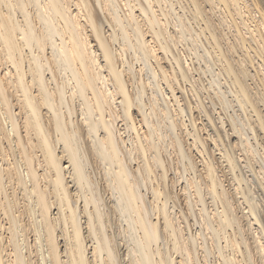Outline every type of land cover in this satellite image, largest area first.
Instances as JSON below:
<instances>
[{"label":"bare ground","instance_id":"6f19581e","mask_svg":"<svg viewBox=\"0 0 264 264\" xmlns=\"http://www.w3.org/2000/svg\"><path fill=\"white\" fill-rule=\"evenodd\" d=\"M261 106L264 0H0V264H264Z\"/></svg>","mask_w":264,"mask_h":264},{"label":"rangeland","instance_id":"374dc122","mask_svg":"<svg viewBox=\"0 0 264 264\" xmlns=\"http://www.w3.org/2000/svg\"><path fill=\"white\" fill-rule=\"evenodd\" d=\"M194 25H196V24L194 23ZM196 28H197V26H196ZM204 41H205V40H204ZM205 42H206V41H205ZM206 44H208V43L206 42ZM201 49H203V48H201ZM211 52H213V51L211 50ZM213 54H214V52H213ZM231 54H232L231 56H232L233 58H238V57L236 56L237 54H236L235 52H234V53H231ZM233 54H234L235 56H234ZM212 56H214L212 59L215 58V60H213V61H215V62L212 61L211 57H210L211 60H210L209 57H208L209 61H212V62L214 63L213 66H212V64H210V62H209V65L212 66V67L215 69L216 72H219V69H222V67H223L222 64H221L222 67H220V64H219V63H221V60H217L218 58L215 57V56H216L215 54L212 55ZM232 57H230V58H232ZM231 60H232V59H231ZM254 60H255V61H254V64H256V65H254V66H255V67H258L259 64H257V63H260V61H259L257 58H255ZM256 60H257V62H256ZM194 61H196V58H195ZM217 62H219V63H217ZM255 62H256V63H255ZM196 63H197V62H196ZM202 65H203V68H205V67H204L205 64H203V62H202ZM214 65H215V66L217 65V66L214 67ZM196 66H198V63H197ZM218 66H219L220 68H218ZM216 68H217L218 70H217ZM253 68H254V67L251 66L250 70H252V73H253V72L255 73V71H256L255 69H256V68H254V69H253ZM205 69H206V68H205ZM222 70H223V69H222ZM222 70H221V71H222ZM202 73H203V72H201L202 77H204V76H206V75H207V77H209V78H205V77H204L203 80L205 79V81H204L205 84H207V87L210 88L211 81H212V79H213V77H212L213 74H211L209 71H208L207 74L205 73V75H203ZM211 77H212V79H211ZM220 78H221V80H222V84L224 83V84H223L224 86L222 85V88H221V89H222V90H223V89H224V90H226V89L228 90L227 86L229 87V85H228L227 83H225V82H227V81H226V80L224 81L225 78H224L223 76H219V79H220ZM207 79H208V80H207ZM209 79H210V80H209ZM207 81H208V82H207ZM223 81H224V82H223ZM208 84H209V85H208ZM225 86H226V87H225ZM224 87H225V88H224ZM209 91H210L211 95H212L214 98L217 97V95L214 93V91H213L212 88H211V90L209 89ZM211 91H212V92H211ZM167 92H168V91H167ZM206 92H207V91H206ZM180 94H181V93H179V95H180ZM206 94H208V93H206ZM207 96H208V95H207ZM228 97H229V100H230V99L232 98V95L229 96V94H228ZM230 97H231V98H230ZM233 97H234V96H233ZM215 99H217V98H215ZM233 100H236V99H235V98H234V99L232 98L231 101H233ZM207 101H210L209 98L207 99ZM235 102H236V101L233 102V107L235 108V111H236L237 113H240V109H239L240 106H239L237 103H235ZM231 103H232V102H231ZM237 107H238L239 111H238ZM262 107H263V108H262ZM234 108H232V109L234 110ZM260 108H262V110L264 111V106H261ZM220 109H221V110H220ZM220 109H219L220 111H223L222 108H220ZM228 110H231V109H228ZM233 110H231V111L233 112ZM197 113H198V112H197ZM197 113L195 112V115H197ZM223 113H224V111H223ZM216 116H218V114H216ZM250 117H251V116H250ZM204 118H205V117H204ZM204 118H203V119H204ZM252 118L254 119V118H256V117H255V116H254V117H251V119H250L251 121L249 120V121L252 122V124H253L252 126L254 127V131L252 132L251 130H248L249 128L247 127L248 129H246L245 132L248 130V133L246 132V134H247V135L249 134V136H250V134L253 135V136L251 135V136L249 137V138H250V141L254 143V146H258L257 148H258V150L262 151V152H260V153H261V156L263 157L264 155H262V154H264V152H263L264 150L262 149L263 147L261 148V146H264V144H263V143H264V142H263V141H264V140H263L264 137H263V134L261 133L260 129L256 126V125H257V122H256V124L253 123L254 120H253ZM200 120H201V119H200ZM206 122H207V121H206ZM206 122H204V123H206ZM237 122H238V123H237ZM236 123H237V124H240V122L238 121V118H237V120H236ZM232 126H233V125H232ZM232 126H228L227 129H228L229 127H231V129H232V128H233ZM237 126H240V125H237ZM210 128H211V127H210ZM257 129H258V131H257ZM231 131H233V130H230V132H231ZM249 131H251V132H249ZM256 131H257L258 133H257ZM211 132H212V131H209V133H211ZM254 132H255V134H254ZM258 134H259V135L261 134L262 139H261L260 136H258ZM254 135H255V137H257L256 140H255V138H254ZM204 136H206V134H205ZM252 137H253V138H252ZM258 137H259V138H258ZM232 139L234 140V138H232ZM235 139H236V140H234L235 142L238 141L236 137H235ZM257 140H258V141L260 140L261 142H258ZM256 142H257V143H256ZM253 143H252V144H253ZM256 144H258V145H256ZM259 144H260V145H259ZM259 146H260V147H259ZM195 153H196V152H194V154H195ZM244 155H245V154H244ZM257 155L259 156L260 154H256V156L254 157V159L251 157V160H252V162H253V165H254V166L256 165L255 167L258 168V169H260V168H259V164H258V162H257V161L254 162L255 158H256V160H257V159H258V160L260 159V156L258 157ZM217 157H219V156H217ZM225 163H226V162H225ZM243 164H244V163H243ZM258 169H257V170H258ZM253 173H255V172H254V171H249V173H247V175H249V177L251 176L250 179H252V178L257 174V173H256V174H253ZM230 175L233 177L232 174H230ZM230 175H229V176H230ZM253 175H254V176H253ZM261 175H263V174H261ZM261 175H260V177H259L260 179H259L258 177H256V176H258V175H256L255 177H256L257 179L254 177L253 180H252L253 185L255 186V189H256V190L253 189V190H252V191H253L252 193H251V192H250V193L247 192V193L249 194L248 196L251 195V196H250V197H251V198H250L251 200H252L253 197H254L253 199H255V197H256L255 195H256L258 192H260V194H261V195L259 194V196H262V195L264 194V193H262V192H264V191H263V188H264V184H263V183H264V179L261 180V177H262ZM231 176H230V177H231ZM263 178H264V177H263ZM255 179H256V180H255ZM255 181H260V183L256 184L257 182H255ZM262 182H263V183H262ZM261 183H262L263 186H261ZM259 186H261V187H259ZM258 187H259V189H258ZM262 187H263V188H262ZM261 188H262V190H261ZM257 191H258V192H257ZM255 192H256V193H255ZM253 193H255V194H253ZM252 194H253V196H252ZM259 196L254 200V202H258V201L260 202V201H261V202H262V208L264 209V207H263V206H264V195L262 196V198H260ZM259 198H260L261 200H260ZM258 199H259V200H258ZM241 201H244V200L241 199ZM261 202H260V203H261ZM262 208H261V210H262ZM247 210H248V209H247ZM247 210H246V211H247ZM246 223H247V220L244 221V224H246ZM246 227H248V226H246ZM228 253H229V252H228Z\"/></svg>","mask_w":264,"mask_h":264}]
</instances>
